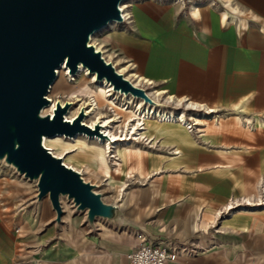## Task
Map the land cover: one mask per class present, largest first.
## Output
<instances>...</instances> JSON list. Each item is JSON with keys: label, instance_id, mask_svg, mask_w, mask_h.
<instances>
[{"label": "crops", "instance_id": "obj_1", "mask_svg": "<svg viewBox=\"0 0 264 264\" xmlns=\"http://www.w3.org/2000/svg\"><path fill=\"white\" fill-rule=\"evenodd\" d=\"M217 1L133 0L128 25L100 49L147 95L160 94L161 111L199 121L198 135L143 146L154 160L143 161L142 182L159 176L160 192L92 228L80 215L56 223L45 198L15 204L0 174V264H130L138 233L195 251L167 264H264V214L231 209L264 187V0ZM206 121L214 128L202 129Z\"/></svg>", "mask_w": 264, "mask_h": 264}, {"label": "water", "instance_id": "obj_2", "mask_svg": "<svg viewBox=\"0 0 264 264\" xmlns=\"http://www.w3.org/2000/svg\"><path fill=\"white\" fill-rule=\"evenodd\" d=\"M123 1L0 0V161L36 182V200H49L56 223L63 215L62 197L86 213L90 226L97 219L117 221L121 214L117 205L102 200L95 185L43 146L44 137L101 134L99 125L92 131L82 124L83 110L67 121L69 102H56L52 116H41L50 103L46 96L57 69L64 64L74 75L81 65L113 91L156 106L145 89L126 79L89 43L109 23L121 25Z\"/></svg>", "mask_w": 264, "mask_h": 264}, {"label": "rangeland", "instance_id": "obj_3", "mask_svg": "<svg viewBox=\"0 0 264 264\" xmlns=\"http://www.w3.org/2000/svg\"><path fill=\"white\" fill-rule=\"evenodd\" d=\"M132 2L133 0H128L125 2L124 4L125 12L127 6H130ZM188 2H190L191 5L208 4L219 7V3L217 0H215V2L213 1L211 2V0H188ZM184 3L186 4L187 1H184ZM127 25L121 24L117 26L115 25L114 28L108 27L106 29H103L95 36L94 40L91 41V43L94 46H97V50L101 49L104 52L105 48L106 50H108V47L105 46L106 35H108L111 31L119 29L121 26L123 27ZM103 56L106 59L105 55ZM97 86H98L97 84L92 83L91 80H89V78L87 76H84L83 74H79L78 76L76 75L69 76L67 70L61 69L59 75L57 74V80L55 81L53 86L49 89V92L47 93L48 94L47 97L48 99L53 101H60L63 103L67 101L72 103L75 100L74 95H76L78 96V98L82 99L83 101L85 100V102H88L91 99V97H89L90 93L86 94L85 92L82 91L84 90L85 87H86L85 88L86 91L88 90L97 91L98 90ZM111 100H113L111 97H106L104 103L99 104V109L97 114L91 119L90 118L87 119L86 122L87 124H90L91 122H93L92 119L95 122L97 121L96 119L98 117H110L116 119L110 126L111 128L110 132L111 134H113L118 138V141L115 144L111 143L110 144L111 148H108L107 144L105 143L106 140L97 137L96 134L89 135L87 133H82V135H79L80 136L79 140L86 143L88 148L92 146H98L103 149L104 151L103 156L105 158L106 165L108 166V168L110 167L108 170L109 174H106L104 169L102 170V168L98 167L96 161L89 153V149L87 147H84L83 145L80 144L76 145V141L74 142L72 139H69L67 136L62 137L64 143L71 144V147H69V149H67L66 151H63L57 148L56 146H53L54 145L53 142L48 143L47 148L51 150L54 156L61 158L62 162L67 167L73 168V170L80 173L81 177L85 182H89L92 185H95V192L100 193L102 200L107 204L117 205L122 214L123 210H125V212L128 209H131V211H135V209L137 208L136 205L138 204L141 205L142 203L145 202V199L149 198L150 195L158 194L160 192L156 188V183L161 180L159 176H155L151 178L150 182H142V180L147 178L148 175V173L144 170L143 161L147 166L149 164H152V160H154L153 158L154 154L151 152L148 153V151L143 149V146L146 145L147 148L156 146L158 140L154 139L153 134L151 135V137H149L148 135L141 136L138 138L134 136H130L128 133L129 131L127 130L129 128L126 129V125L129 122L127 121V118L129 116H133V114L131 113V115L130 114L126 115V111L124 110L125 106L123 105L124 102L123 100H121V98L115 100L113 105L109 104ZM156 102L160 103L159 100H157ZM71 107H75V105ZM47 110L48 109H45L43 111L44 116L46 114H51V112ZM130 110L134 111L133 104L131 105ZM67 116L69 117L70 115ZM99 122L100 121H98L96 124L100 125ZM132 122L133 121H130V125L132 124ZM150 125L152 126H148V128L151 131H153L152 130L153 127H157L158 124L156 123V121H151ZM211 125L212 123L208 122V125L201 128L206 129V131H209L210 129L214 128V127L212 128ZM198 127L199 125L196 127L197 132L199 131ZM234 127H237L236 124ZM103 130L99 128V133L102 132ZM197 132H195V135H198ZM182 137L185 138L187 136L182 135ZM168 139L170 138H167L166 140L164 139L161 143H167ZM176 139H178V141L180 142L179 138L176 137ZM138 148L141 149L142 151L141 155L129 153V149L134 151L137 150ZM118 150L128 151L126 152L128 155L126 154L125 156V162H122L117 156ZM147 156L151 158H147L145 159L146 160L145 161L144 158ZM169 161L170 162L167 165L173 164V161L171 160ZM118 165H120V167H118ZM9 168L10 167L7 166L5 167L4 164L0 163V174L3 178H5V183L8 186L6 187V189L8 190L10 195H13L14 197L17 198L16 200L19 201V202L16 201L15 204L23 203L24 200H28L27 201L28 203L32 201L33 204H37L38 201L36 200V195H37L36 182L25 179L24 177L14 172L11 168L10 169ZM118 168L119 171H116V169ZM159 169L161 170L162 168ZM133 176L136 177V179ZM256 194H257V190L255 192V195ZM261 196H264V191H260L259 195L256 198H259ZM45 201L49 202L47 198L45 199ZM60 201L63 209L62 217H69L73 215L77 217L78 215H80V217L85 216V220H86V213L77 211L73 206V204L70 203V201H68L66 198ZM120 205H122V207ZM250 209H252L253 212H259L264 214V205L250 206ZM121 214L119 219L121 218ZM96 221H101V220L97 219ZM89 227L93 228L94 226L89 225Z\"/></svg>", "mask_w": 264, "mask_h": 264}, {"label": "bare ground", "instance_id": "obj_4", "mask_svg": "<svg viewBox=\"0 0 264 264\" xmlns=\"http://www.w3.org/2000/svg\"><path fill=\"white\" fill-rule=\"evenodd\" d=\"M126 1H128V0L123 1L119 6V8L121 7L120 8L121 14H122L123 18H125V19H127V14L124 10V4ZM178 1L181 3H184V1H188V0H178ZM115 25H118V23L117 22H111V23H109L108 27L114 28ZM101 31H99V32H101ZM99 32H96L95 34H93L91 36L90 42H89L91 45H93L91 43V41L94 40L95 36ZM94 48L97 50V46H94ZM97 51H100V50H97ZM100 52L103 56L102 51H100ZM107 62H110V61H107ZM61 69L68 71V69L65 67V65L62 64L61 67L59 69H57L58 72L56 71L55 81L57 80V74L59 75ZM79 74H83L84 76H87L89 78V80H91L92 83L97 84L98 90L97 91H89V90L86 91V89H85L86 87L84 88V90L82 92H85L86 94L90 93L89 97H91V99L88 102H85V100L83 101L82 99L78 98V96L74 95L75 96L74 102H72V103L69 102V103H71L72 106L75 105V107H71L67 111V113L65 115V119L69 122H72L75 119V117L78 115L80 110H83L84 111V118L82 120V124L85 125L89 130H92V131L94 130V127L97 125L96 123L98 121H100L99 122L100 123L99 128L101 130L104 129L102 132H100L103 136L100 134V136L97 135V137L105 139L106 140L105 143L107 144L108 148H111V146H110L111 143L115 144L118 141V138L116 136H114L113 134H111V132H110V129H111L110 126L116 119L110 118V117H98L96 119L97 121H95V122L93 119H92L93 122H91L90 124H87V122H86L87 119H89V118L91 119L92 117H94L97 114L98 109H99V104H103L106 97H111L113 99L109 103L110 105H113L115 100H117L118 98H121V100H123V102H124L123 105L125 106L124 110L126 111V115H128V114L131 115V113L133 114V116H129L127 118V121H129V122L126 125V129L129 128L127 130L129 131L128 133L130 136H134V137L138 138L141 136L148 135L149 137H151V135L153 134L155 140H158L160 137L163 136L164 139L171 138V137H177L180 139V141H182V139H183L182 135L187 136L188 131L194 132V133L197 132L196 127L198 126L199 121H195V120L188 121L183 115H175L171 112H165V111L159 110L161 104L156 102L154 99H158L160 97V94L152 95V97L154 99L148 95L156 104V106H150V105L144 103V101L142 99L134 98L131 95H124V94H120L119 92L113 91V89L109 83H107L105 80L97 81L95 75L89 73L88 70L83 68L81 65H79V68H78V71L76 74L70 75L68 73L69 76H75V75L78 76ZM55 81H54V83H55ZM53 84H52V86H53ZM135 86H137V85H135ZM47 99H48V97H47ZM167 100H169L170 103H173L172 98H169ZM49 101H50L49 105L45 106L42 109L41 116H44L43 111L45 109H48L47 111L51 112V114H46V115L52 116L56 102H60V101H53L50 99H49ZM60 103L63 106L65 102L64 103L60 102ZM132 104H133L134 111L130 110ZM67 115H70V116L68 117ZM215 117H217V116H215ZM84 121H85V123H84ZM130 121H133L134 123L132 122V124L130 125ZM151 121H156V123L158 124L157 127H153V129H152L153 131H151L148 128V126H152V125H150ZM172 128H176L178 130H173ZM150 131H151V133H150ZM79 135H82V133L76 134L75 136L68 137V138L72 139L74 142L76 141V145L80 144V145H83L84 147H87L86 143L79 140V137H80ZM62 137H66V136L65 135H56L54 137H44L43 142H42L43 146L47 150H49L47 148L48 143L53 142V144H54L53 146H56L57 148H59L63 151H66L67 149H69V147H71V144L70 143H64L62 140ZM88 149H89V153L92 155V157L96 161L98 167L102 168V170L104 169L106 174H109L108 170L110 167L108 168V166L106 165V161H105V158L103 156L104 155L103 149L98 147V146H92V147H89ZM49 151L51 152V150H49ZM126 152H128V151L127 150H122V151L118 150L117 151V156L119 157V159L122 162H125V156L127 154ZM129 153L141 155L142 151L139 148L137 150H134V151L129 149ZM51 154H52V152H51ZM52 155L54 156V154H52ZM54 157H56V156H54ZM57 158H59V157H57ZM0 163H1V161H0ZM6 166L11 168L10 165L6 164ZM118 167H120V165H118ZM68 168H70V167H68ZM71 169H73V168H71ZM116 171H119V168L116 169ZM261 191H264V187H262ZM64 198L65 197H62L61 200H63ZM245 203H247V205H250V206L264 205V196L256 198L254 203H252V204H250L249 202H245ZM83 213H85V212H83Z\"/></svg>", "mask_w": 264, "mask_h": 264}, {"label": "built area", "instance_id": "obj_5", "mask_svg": "<svg viewBox=\"0 0 264 264\" xmlns=\"http://www.w3.org/2000/svg\"><path fill=\"white\" fill-rule=\"evenodd\" d=\"M121 17L123 20L121 24L127 25L130 22V17L125 19L123 18L122 14ZM186 118L188 121H191L192 117L186 116ZM1 163L6 166L3 161H1ZM11 169L16 172L13 167H11ZM239 206L250 207V205L245 203V205H234L231 207V209L237 208ZM231 209L228 208L227 212H229ZM135 238L137 240L136 248L132 253L126 256V259L130 264H167L176 256L188 255L195 252L191 246L176 245L172 242L166 243L165 241H152L143 233L135 234Z\"/></svg>", "mask_w": 264, "mask_h": 264}]
</instances>
